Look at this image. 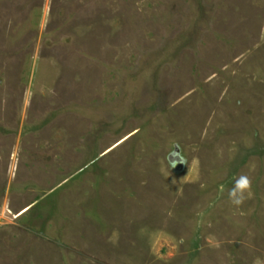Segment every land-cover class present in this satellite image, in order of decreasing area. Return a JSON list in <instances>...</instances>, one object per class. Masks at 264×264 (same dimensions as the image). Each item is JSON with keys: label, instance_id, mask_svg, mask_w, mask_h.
<instances>
[{"label": "rangeland", "instance_id": "rangeland-1", "mask_svg": "<svg viewBox=\"0 0 264 264\" xmlns=\"http://www.w3.org/2000/svg\"><path fill=\"white\" fill-rule=\"evenodd\" d=\"M0 264H264V0H0Z\"/></svg>", "mask_w": 264, "mask_h": 264}, {"label": "clouds", "instance_id": "clouds-1", "mask_svg": "<svg viewBox=\"0 0 264 264\" xmlns=\"http://www.w3.org/2000/svg\"><path fill=\"white\" fill-rule=\"evenodd\" d=\"M174 166V165H173ZM251 189V180L248 176H240L235 180L233 187L229 191V199L231 203L237 207L243 204L246 193Z\"/></svg>", "mask_w": 264, "mask_h": 264}]
</instances>
